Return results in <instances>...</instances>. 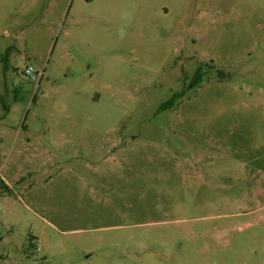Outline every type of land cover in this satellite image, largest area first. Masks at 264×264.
Wrapping results in <instances>:
<instances>
[{
	"label": "rangeland",
	"instance_id": "1",
	"mask_svg": "<svg viewBox=\"0 0 264 264\" xmlns=\"http://www.w3.org/2000/svg\"><path fill=\"white\" fill-rule=\"evenodd\" d=\"M0 178V264H264V0H0Z\"/></svg>",
	"mask_w": 264,
	"mask_h": 264
},
{
	"label": "trees",
	"instance_id": "2",
	"mask_svg": "<svg viewBox=\"0 0 264 264\" xmlns=\"http://www.w3.org/2000/svg\"><path fill=\"white\" fill-rule=\"evenodd\" d=\"M201 76H202V75H197V78L195 79V81H193V83L190 84V87H194V86H196L197 83H200L199 78H201ZM183 91H185V90H182V92H183ZM172 96H173V97H172L170 100H168V101L166 102L165 105L162 106V108H161L162 110L167 109V108H171V107L173 106V102H174V100H175L179 95L175 93V94L172 95ZM5 187H6L5 182L0 178V191H3V190L5 189ZM0 240H1V237H0Z\"/></svg>",
	"mask_w": 264,
	"mask_h": 264
},
{
	"label": "flooded vegetation",
	"instance_id": "3",
	"mask_svg": "<svg viewBox=\"0 0 264 264\" xmlns=\"http://www.w3.org/2000/svg\"><path fill=\"white\" fill-rule=\"evenodd\" d=\"M200 70H201L200 68H197L196 69V75H202V73H201ZM36 73H37V75H38L39 78H41V76L43 75L42 73H39V72H36Z\"/></svg>",
	"mask_w": 264,
	"mask_h": 264
},
{
	"label": "built area",
	"instance_id": "4",
	"mask_svg": "<svg viewBox=\"0 0 264 264\" xmlns=\"http://www.w3.org/2000/svg\"><path fill=\"white\" fill-rule=\"evenodd\" d=\"M32 68L30 66H27L25 68V74H29L31 72Z\"/></svg>",
	"mask_w": 264,
	"mask_h": 264
}]
</instances>
